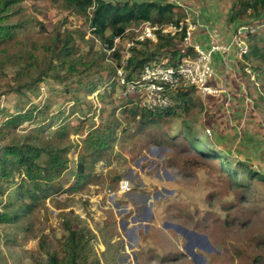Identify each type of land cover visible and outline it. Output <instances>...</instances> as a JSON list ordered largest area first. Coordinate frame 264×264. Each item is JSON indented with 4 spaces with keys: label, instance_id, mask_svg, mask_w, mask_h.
Segmentation results:
<instances>
[{
    "label": "rangeland",
    "instance_id": "374dc122",
    "mask_svg": "<svg viewBox=\"0 0 264 264\" xmlns=\"http://www.w3.org/2000/svg\"><path fill=\"white\" fill-rule=\"evenodd\" d=\"M243 1L176 0L175 8L185 17L181 5H186L203 25L218 28L226 41L239 26L261 20ZM23 5L24 11L12 18L23 24L15 38L20 42L8 45L16 51L3 58L0 70V148L15 145L16 133L20 143L34 137L35 124L4 125L8 116L37 108L64 121L44 128L37 147L55 139L72 147L65 152L70 161L60 178L63 191L41 200L16 223L0 222V264L46 261V251L58 248L67 235V223L82 230L90 243V261L98 258L101 264H264V182L244 176L238 165L264 171V64L250 54L252 46L264 47V23L254 35L244 37L247 57L232 51L228 68L218 60L219 70L227 74V92L206 98L189 95L183 110L165 112L142 125L140 116L130 111L138 96H125L112 81L115 71L99 37L92 38L86 17L64 0H25ZM57 30L73 32L76 48L91 67L81 62L79 74L69 73L65 80L45 77L40 92L9 91L32 44ZM156 49V43H147L140 51L147 56ZM61 72L65 71L60 68ZM94 83L103 93L92 98L88 87ZM112 125L118 130L105 151L98 155L86 149L90 131L102 132ZM63 126L70 135L60 138ZM186 129L228 158L239 172L236 178L221 161L193 152ZM82 158L86 178L78 180L75 172ZM24 176L17 171L3 180L4 203ZM122 180L130 183V190L120 191Z\"/></svg>",
    "mask_w": 264,
    "mask_h": 264
},
{
    "label": "trees",
    "instance_id": "16d2710c",
    "mask_svg": "<svg viewBox=\"0 0 264 264\" xmlns=\"http://www.w3.org/2000/svg\"><path fill=\"white\" fill-rule=\"evenodd\" d=\"M24 1L0 0V70L2 69L1 66L5 65L2 62L3 58L11 57L13 49L16 51L15 47L10 50L8 45L16 40L15 38L23 24L20 21L13 22L12 18L14 14L24 11ZM64 1L68 6L75 8L86 17L90 25L89 27L93 28L94 37L92 38L94 40L96 36L99 37L96 39L103 41L110 40L114 35L122 34L126 29L137 27L144 23H178L184 17L176 12L175 2L172 1H163L161 3L156 0H123L119 2L96 0V5H94L93 0ZM242 5L252 8L255 17L261 19L252 24L264 23V17H261L260 12L261 9L264 11V0H244ZM107 32L109 33L107 34ZM200 35L204 34L201 33ZM200 35H196V39L198 42L203 43L204 41L197 38ZM252 35L254 34H250L249 36ZM229 38L226 39L228 40ZM182 40L183 35L173 37L160 35V40L156 43V51L150 52L147 56H145L144 51L140 50L141 47L150 42L145 43L141 47H136L134 49L135 54L130 59L129 68L131 72L134 73L140 69L144 63L151 60L157 53L158 55L164 52L170 53L166 57L172 61L187 57L188 50H190V54H194V52L191 53L192 48H186ZM16 41H18L17 44L20 42L19 40ZM75 41L76 39L72 31L66 30L64 33H61L57 30L53 31L39 43H33L31 46L33 49L28 52L26 58L20 60V68L14 77L16 83L8 85L9 91L16 93H24L25 90L26 92H40V82L45 81V77L65 80L66 75L69 73H75V76H77L79 74L78 65H81V62L85 63V61H83L84 57L81 55L80 49L76 48ZM252 48V53L250 54L255 57L256 61L264 64V47L258 48L257 46H252ZM76 54H78V57H75ZM245 56L247 57V54ZM85 64L86 69L92 65H89V63ZM261 67L263 69L261 73L263 76L264 66ZM60 68L65 72L60 73ZM88 90L91 93L97 92L99 84H92L88 87ZM99 92L98 95L100 96L103 91ZM193 94L195 93L193 92L190 95L192 96ZM136 104L138 106L132 107L130 111L134 117L140 116L142 125L154 121L155 117H159L162 114L145 110L139 112L137 110L139 109L138 107L141 109L142 107L139 102ZM48 106L46 105L45 107L48 108ZM42 110L37 108L36 112L34 110L22 113L18 112L15 115L8 116V119L5 120L4 126L7 128H19L22 125H26L27 127L35 124L36 126L32 127L31 130L36 131V134L32 138H26L24 144L19 142V137L16 133L14 136L16 139L15 145L2 146L0 148V195L6 191L3 187L4 179H8L9 176L17 171L23 172L25 175L20 184L8 193V199L5 203L0 199V222L16 223L34 210L41 200L64 189L65 184L60 178H62V173L69 168L70 160L65 155V152L69 151L72 145L70 143L63 145L62 139L60 141L55 139V141L51 142L52 144H48L45 147H37V144L41 142L40 133L44 128L64 123L62 120L59 123L60 118L56 120L55 117L48 116V113H44ZM40 115L43 117L41 121H38ZM37 122H39V126H37ZM66 128L67 126H63L59 130L60 138L70 135V132ZM117 130L118 128L112 125L106 127L102 132L97 128L90 131L88 137L85 138L86 149L92 150V154L100 155L110 146V142L115 139L114 136ZM186 132L193 152L210 160L221 161L220 165L224 170L228 171L229 176L236 178L239 172L229 163L228 158L219 154L216 149L209 148L206 143L203 144L202 139L193 131H187L186 129ZM44 155L46 159L42 161ZM238 165L241 166L239 168L243 170L244 176L257 178L264 182V171L262 173L255 171L252 167L242 162ZM85 170L86 165L82 158L75 172L78 180L86 178ZM65 228L67 229V235H64L63 239L60 240L59 247L50 248L49 250L45 249L47 250V260L45 261L41 258L38 264H101L98 258L90 261V257L88 256L90 243L82 230L74 228L69 223L66 224Z\"/></svg>",
    "mask_w": 264,
    "mask_h": 264
},
{
    "label": "built area",
    "instance_id": "2783aa9c",
    "mask_svg": "<svg viewBox=\"0 0 264 264\" xmlns=\"http://www.w3.org/2000/svg\"><path fill=\"white\" fill-rule=\"evenodd\" d=\"M93 2L96 5V0ZM181 6L185 7L183 10L188 16L178 23H144L126 29L124 33L114 35L110 40L97 39L105 50L106 60L115 71L112 81L123 89L125 96H138L141 107L152 113L183 110L193 92L202 97L218 96L227 92V74L219 70L218 60L221 58L228 68L229 55L233 50H237L240 57L248 54L249 45L244 37L256 33L262 26H239L224 41L225 38L218 28L203 25L196 12H189L186 5ZM199 29L204 31L201 33L206 35L207 42L197 41L196 35L201 34L196 33ZM160 35H183L182 43L186 48L191 47L194 54H190L188 50L187 57L172 61L157 53L132 73L129 67L130 59L135 54L134 49L147 42H159ZM94 93L92 98H95L98 91ZM207 132L210 133L211 130L207 129ZM130 189L127 180L120 182V191L126 192Z\"/></svg>",
    "mask_w": 264,
    "mask_h": 264
},
{
    "label": "crops",
    "instance_id": "0c3cea01",
    "mask_svg": "<svg viewBox=\"0 0 264 264\" xmlns=\"http://www.w3.org/2000/svg\"><path fill=\"white\" fill-rule=\"evenodd\" d=\"M198 35H200V34H198ZM204 36H206V35H200V36H197V38L202 40V41H207V38Z\"/></svg>",
    "mask_w": 264,
    "mask_h": 264
},
{
    "label": "water",
    "instance_id": "95a60500",
    "mask_svg": "<svg viewBox=\"0 0 264 264\" xmlns=\"http://www.w3.org/2000/svg\"><path fill=\"white\" fill-rule=\"evenodd\" d=\"M153 216V215H152Z\"/></svg>",
    "mask_w": 264,
    "mask_h": 264
}]
</instances>
